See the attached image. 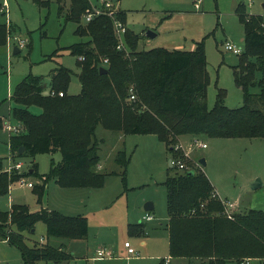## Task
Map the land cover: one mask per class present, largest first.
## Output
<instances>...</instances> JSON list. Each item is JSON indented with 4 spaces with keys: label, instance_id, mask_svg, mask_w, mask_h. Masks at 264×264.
<instances>
[{
    "label": "trees",
    "instance_id": "trees-1",
    "mask_svg": "<svg viewBox=\"0 0 264 264\" xmlns=\"http://www.w3.org/2000/svg\"><path fill=\"white\" fill-rule=\"evenodd\" d=\"M33 1L40 7H48L50 3ZM111 1L118 4L122 0ZM58 2L62 13L65 1ZM91 8L89 0H70L66 17L67 21L78 24L76 35L88 38L69 48L72 55L79 57L80 94L67 93L72 71L59 66L51 72V91L56 95L45 93L43 77L30 75L11 97L16 105L11 115L24 128L20 135L10 137L12 158L26 153L35 157L57 152L62 158L59 162L52 161L47 175L38 173L37 164L28 172L6 171L0 159V198L10 192L13 184L30 175L40 181L33 187L39 204L52 180L63 188L103 187L106 177L116 173L97 171L103 143L97 137L99 127L118 135H155L166 145L173 161L184 160L176 150L184 136L195 140L202 137L264 139L262 15L249 14L245 4L236 10L245 31V47L233 73L243 93V105L227 107V91L219 89L216 104L209 109L210 76L205 39L193 51H171L163 47L142 50V37L127 29L125 49L118 50L114 18L102 14L81 24L83 15ZM0 14H5L4 3H0ZM115 18L126 25L125 11L118 10ZM11 33V25L0 23V47L7 44ZM101 68L108 73H101ZM132 90L135 100L131 99ZM60 92L64 93L63 97L59 96ZM33 106L40 107L42 114L30 112ZM3 128L4 122L0 119V129ZM116 163L123 167L126 182L130 157L125 150L119 152ZM164 185L171 260L182 259L188 264H229L231 261L241 264L250 259L264 264L263 211L249 210L230 219L223 204L225 200L217 196L199 166L169 175ZM39 222L46 225L48 237L83 240L89 235L88 220L84 216H65L48 209L33 212L28 205L13 204L10 211H0V239L20 250L24 264H70L73 255L64 245H27L24 233L35 232ZM139 229L131 225L130 233L135 234ZM165 263L163 260L160 264Z\"/></svg>",
    "mask_w": 264,
    "mask_h": 264
},
{
    "label": "rangeland",
    "instance_id": "rangeland-1",
    "mask_svg": "<svg viewBox=\"0 0 264 264\" xmlns=\"http://www.w3.org/2000/svg\"><path fill=\"white\" fill-rule=\"evenodd\" d=\"M42 1H49V6L40 7L33 0H0V3H5L6 11L4 15L0 14V23H13L16 36L26 44L20 55L13 54L14 39H9L5 46L0 47V117L6 120L4 124L13 127L18 123L11 115V110L16 108L11 97L27 76L43 77L45 93L49 94L51 72L64 66L72 71L67 93L78 95L81 92V69L77 65L79 57L72 55L69 48L88 38L76 35L78 24L66 20L70 0H64L62 13L58 0ZM89 1L91 10L102 3V0ZM241 4H245L249 14L264 17V0H253L251 3L248 0H122L114 5L117 11L127 13L126 25L123 23L127 29L142 36V50L163 47L171 51H193L197 43L205 39L210 76L207 102L212 109L219 89L227 91V107L239 108L243 105V93L236 85L233 73L240 55L226 50L227 43L242 49L245 47L244 27L236 12ZM84 15L82 25L86 24ZM148 31L155 33L156 37L148 38ZM55 52L58 54L54 55ZM29 110L35 115L43 112L38 106ZM97 137L103 140L97 171L116 173L106 177L103 187L63 188L52 180L47 185L43 204H39L33 189L22 185L20 180L0 198L1 212H8L13 204H19L28 205L33 211L44 206L65 216L84 215L88 218L89 237L88 240L83 239V243H77L81 240L48 237L46 225L39 222L35 232L24 233L30 247L47 243L56 247L64 245L73 255V260L77 258L72 264H86L85 257L90 259L87 264H159L163 258L169 257V215L164 183L169 175L200 166L199 159H205L206 166H202L201 170L211 178L220 199L239 202L243 211L248 208L264 212V139L202 137L199 140L206 143L207 148L200 149L193 137H181L182 149L177 150L184 159L185 169L181 170L178 167L170 169L167 147L155 135H118L99 127ZM9 142L10 133L0 129V159L8 168L21 163V172H28L37 164L38 173L47 175L52 161L59 162L62 158L57 152L35 157L26 153L14 159ZM123 150L130 157L125 171L126 182L123 181V167L116 163L119 152ZM23 181L33 185L40 182L35 175ZM256 182L261 186L253 189L252 184ZM147 203H153L154 210L147 212ZM237 209L233 214H237ZM143 216H152V220L144 221ZM131 225L139 227V231L130 233ZM12 229L15 230L14 227ZM125 242H130L136 250L133 258L124 252ZM98 246L112 249L116 252L115 258L93 260ZM188 263L176 259L167 260L165 264ZM0 264H24L20 250L4 239H0ZM229 264L240 263L231 261ZM249 264L262 262L251 260Z\"/></svg>",
    "mask_w": 264,
    "mask_h": 264
},
{
    "label": "built area",
    "instance_id": "built-area-1",
    "mask_svg": "<svg viewBox=\"0 0 264 264\" xmlns=\"http://www.w3.org/2000/svg\"><path fill=\"white\" fill-rule=\"evenodd\" d=\"M248 1L251 3L253 0H248ZM196 7L198 8L199 5L197 4ZM116 13H117V9L115 8V5L113 4V2L111 0H102L101 6L95 7L91 11H88L87 13H85L84 19H85L86 23H89L95 17L102 15V14H107L112 19L114 18L113 19L114 20V31H115V35L119 41V45L117 48H118V50H122V49H125L124 48V46H125L124 45V37H125V34L127 32V27L123 24V22H121L115 18ZM19 47L22 49L26 47L25 42L20 40V39H19ZM226 50L231 51L237 55H241L243 53L242 48L238 47L237 45L231 44V43L226 44ZM80 59L83 60V57H81ZM50 94L53 96L56 95V93L54 91H51ZM63 95H64V93H62V92L59 93L60 97H63ZM131 99L132 100L136 99V96H135L133 90L131 91ZM4 130L9 132L10 135H18V134L23 133L24 128L21 124H18V126L13 127V126H10L9 124L6 123L4 126ZM194 143H196V146L198 148H202V149L207 148V144L201 142L200 140H195ZM178 149H182L181 143L176 146V150H178ZM186 155L188 156V154H186ZM172 164H173V166H176L181 170L185 169V164L183 163L182 160H178V161L172 160ZM22 167H23V165L21 163H16V164L10 166L7 171H9V172L13 171V170L21 171ZM20 182L22 183V185H27V187H29V188L34 187V185L32 183L25 184L23 180H21ZM223 204H224L225 209H226V215L231 219L234 215L233 213H234L236 206L233 203H230L228 201H224ZM148 219H151V217H148ZM124 247L127 250V253L129 255L134 256L136 254V250L134 249V247H132L130 242H125ZM113 255H114L113 251L109 250V249H103L102 248V249L97 250V258L98 259H109V258H112ZM250 261L251 260L248 259V260L242 262L241 264H249Z\"/></svg>",
    "mask_w": 264,
    "mask_h": 264
},
{
    "label": "crops",
    "instance_id": "crops-1",
    "mask_svg": "<svg viewBox=\"0 0 264 264\" xmlns=\"http://www.w3.org/2000/svg\"><path fill=\"white\" fill-rule=\"evenodd\" d=\"M4 12H6V11H5V3H4ZM7 24H9V25L12 26V33H11V35L9 36L8 40H9V39H14V49H13V54H14V55H20V54H21V51H22V48L19 47V39H20V38H18V37L16 36L17 34H16V30H15V28H14L13 23H11V22L9 23V22H8ZM135 34H137V33H135ZM137 35H139V34H137ZM140 36H141V35H140ZM141 37H142V36H141ZM141 40H142V38H141ZM243 41H244V40H243ZM0 119H2L4 123L6 122V120H4L3 118L0 117ZM4 125H5V124H4ZM2 130H4V128H3ZM10 137H11V135H10ZM180 142L182 143L183 140L180 139ZM200 149H201V148H200ZM192 154H193V153H192ZM198 159H199V158H198ZM200 160H201V159H199L198 161H200ZM169 161H170V160H169ZM4 167H5V170H6V168H8V167H6V166H4ZM199 167L202 168L201 165H200ZM101 168H102V165L99 166V169H101ZM6 171H7V170H6ZM207 177H208V176H207ZM208 178H209V180L211 181V183H212V185H213V182H212L211 178H210V177H208ZM257 184H258L257 182H256V183H253L252 186L255 185V186H256V189H257V188H259V187L261 186V184H259V185H257ZM213 187H214V189H215V186H214V185H213ZM31 189H33V188H31ZM215 192H216L217 196L220 198V195L218 194V192H217L216 190H215ZM227 201H228V200H227ZM42 204H43V203H42ZM233 204L236 206V208H238V209H237V213H238V212H246V211H249V210H250V209H248V208H245V211L240 210V208H241L242 206L240 205L239 202H238V203L235 202V203H233ZM10 208H11V207H10ZM41 209H48V210H51L50 208H48V207L46 208V207L43 206L42 208H40V209L37 210V211H40ZM153 210H154V209H153ZM251 210H254V209H251ZM31 211H33V210L31 209ZM151 211H152V210H151ZM33 212H36V211H33ZM148 212H150V211H148ZM82 216H84V215H82ZM148 217H151V219H148ZM87 220H88V218H87ZM143 220H144V221L146 220L147 222H148V221H151V220H152V216H143ZM88 225H89V223H88ZM168 225H169V220H168V224H167V229H168ZM168 231H169V229H168ZM88 237H89V235H88ZM88 237H87V240H88ZM5 242H8V241L5 240ZM83 242H84V241L81 240L80 242H77V243H83ZM144 244H145V243L143 242L142 245H144ZM132 247H133V246H132ZM102 248H103V249H108V248H106V247H104V246H98V247L95 249V251H94V259H93V260H95V259H96V260H100V261H101V260H103V261L106 260V259H98V258H97V250H98V249H102ZM109 250H112V249H109ZM112 251H113V250H112ZM124 252L126 253V255H129V254L127 253V250L125 249V247H124ZM113 253H114V255H113L112 258L114 259V258H115V255H116V252L113 251ZM128 257L133 258L132 255H129ZM76 259H77V258H74V260H76ZM109 259H111V258H109ZM74 260L71 261L70 264H72V262H74ZM89 260H90V259H89L88 257H85V262L88 263ZM163 260H166V261L169 260V261L171 262L170 252H169V257H168V258H163L161 261H163ZM161 261H160V263H161ZM87 263H86V264H87ZM160 263H159V264H160Z\"/></svg>",
    "mask_w": 264,
    "mask_h": 264
},
{
    "label": "water",
    "instance_id": "water-1",
    "mask_svg": "<svg viewBox=\"0 0 264 264\" xmlns=\"http://www.w3.org/2000/svg\"><path fill=\"white\" fill-rule=\"evenodd\" d=\"M146 36H147L148 38H155V37H156V34L153 33V32H151V31H148L147 34H146ZM100 72H101V73H108V70L105 69V68H101V69H100ZM23 151H24V149L21 148L20 153L22 154ZM169 163H170V166L173 167L172 159H170ZM199 164H200L201 166H206V161H205V159H201V160L199 161ZM253 189H256V186H255V185L253 186ZM153 209H154V204H153V203H147V204L145 205V210H146L147 212H148V211H151V210H153Z\"/></svg>",
    "mask_w": 264,
    "mask_h": 264
}]
</instances>
